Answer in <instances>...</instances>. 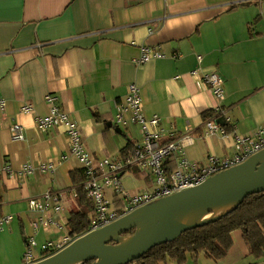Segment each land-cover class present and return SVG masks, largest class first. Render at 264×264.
I'll use <instances>...</instances> for the list:
<instances>
[{
	"label": "crops",
	"instance_id": "1",
	"mask_svg": "<svg viewBox=\"0 0 264 264\" xmlns=\"http://www.w3.org/2000/svg\"><path fill=\"white\" fill-rule=\"evenodd\" d=\"M141 45L164 56L137 63ZM194 70L221 75L222 99ZM130 83L139 88L145 116L158 114L166 131L177 136L187 132L183 150L189 160L203 164L210 156H230L234 132L264 128V0H0V98L6 100L0 111V217L12 215L0 230V264H23L30 237L39 259L42 242L67 235L73 209L65 213L68 206L87 207L76 195L84 178L78 180L82 171L70 155L64 127L36 128L33 116L49 112L45 94H53L55 104L77 122L94 158L124 157L141 138L137 124L119 132L113 124ZM23 105L33 111L26 115ZM218 106L227 134H205L204 114ZM13 123L22 126V140L11 139ZM47 161L56 164L54 170L22 178L1 170L5 164L16 170ZM125 176L149 184L136 166L125 168L121 179ZM47 192L57 199H41ZM34 197L45 211L29 208ZM55 205L60 213L53 212ZM47 214L57 224L35 230L33 220ZM234 236L246 252L240 232Z\"/></svg>",
	"mask_w": 264,
	"mask_h": 264
},
{
	"label": "built area",
	"instance_id": "2",
	"mask_svg": "<svg viewBox=\"0 0 264 264\" xmlns=\"http://www.w3.org/2000/svg\"><path fill=\"white\" fill-rule=\"evenodd\" d=\"M132 42L134 43V41ZM138 48L139 55L134 60L137 63H145L153 58L164 56L162 52L149 45H141ZM196 58L201 60V56ZM191 74L200 76L214 97L222 99L224 85L222 84V77L217 71L208 70L199 73L194 70L191 71ZM127 88L125 98L116 104L113 124L116 127L126 128L130 123H135L139 127L141 138L140 141L134 143L124 157L94 158L89 154L81 141L82 133L77 122L55 104L56 98L51 93H46L44 96V100L50 105L49 112L45 115L33 116L37 130L45 131L54 126L64 127L70 155L78 162L84 176L80 186L91 201V206H93V212L89 218V228L86 232L95 231L162 197L199 185L211 175L242 163L252 154L264 148V128H258L249 135H240L234 132V152L230 156H224V158L210 156L203 164L191 161L185 156L183 150L187 143L186 140H189L187 132L177 136L174 130L166 131L161 125L158 114L153 113L150 116H145L142 113L139 88L134 83H130ZM5 104L6 100L0 98V111L5 109ZM221 109L219 106L216 107L214 109L215 114L209 115L203 120L205 134L215 133L222 136L227 134L224 126L228 123L227 119L224 120V117L222 119L223 110ZM32 111L30 105L21 106V112L26 113V115ZM21 130L22 126L19 123H13L9 130L11 139L14 141L22 140L24 136ZM168 158L173 159V164H175L173 168L166 164ZM128 166H136L149 178L150 189L129 192L124 188L121 177ZM55 167L56 164L52 161L38 162L37 164L27 162L16 170H12L8 164H5L1 170L9 175L22 178L36 171H51ZM43 198L56 200L57 195L54 192H47L41 196V199ZM28 206L30 209L40 211H45L47 207L39 198L35 197L28 200ZM52 210L54 213H60L59 205L52 207ZM11 219L12 215L1 216L0 230ZM56 224V221L55 223L51 221V216L47 214L39 216L38 220H33L32 227L36 230L40 226L48 228ZM73 240L65 235L57 241L42 242L38 246L40 252L43 253L39 259L56 254ZM33 246H37V243L34 238L30 237L27 239L26 247L22 253L21 261L23 264H31L39 260L32 253Z\"/></svg>",
	"mask_w": 264,
	"mask_h": 264
},
{
	"label": "water",
	"instance_id": "3",
	"mask_svg": "<svg viewBox=\"0 0 264 264\" xmlns=\"http://www.w3.org/2000/svg\"><path fill=\"white\" fill-rule=\"evenodd\" d=\"M110 125L111 123H108V126ZM115 130L120 131L119 127ZM262 151L264 148L242 163L211 175L199 185L162 197L95 231L83 233L88 237L76 247L66 245L56 254L31 264H67L78 261L79 264L86 261H92L90 264H128L152 247L172 240L187 227L211 221L236 207L249 194L264 191V162L252 164V159ZM225 203L233 206L212 219L191 225H173V215L178 209L187 211ZM113 228H116L117 236H121L125 230L135 229L130 235L131 242L127 248L114 250L112 246L116 244H108L116 239L113 237L97 244L105 231Z\"/></svg>",
	"mask_w": 264,
	"mask_h": 264
},
{
	"label": "trees",
	"instance_id": "4",
	"mask_svg": "<svg viewBox=\"0 0 264 264\" xmlns=\"http://www.w3.org/2000/svg\"><path fill=\"white\" fill-rule=\"evenodd\" d=\"M213 114L215 111L212 110L205 112L204 116ZM166 162L171 168L175 166L171 158H168ZM71 177L74 181L73 171H71ZM81 178L84 176L82 177L79 173L78 180ZM76 195H79V199L86 201L87 207L72 209L68 214L66 233L71 240L85 234L90 220V210H88L90 202L81 186ZM133 230L135 229L125 230L121 236L131 235ZM235 232H240L241 239L247 245V255L253 257V261L249 264H255L258 260L264 259V191L249 194L236 207L211 221L187 227L172 240L152 247L138 259L129 263L166 264L168 260H171L182 264L186 261L187 254L193 258H196L198 254H203L204 257L219 260L228 255V251L232 249ZM115 243L114 240L108 242L109 245ZM91 262L86 261L83 264Z\"/></svg>",
	"mask_w": 264,
	"mask_h": 264
},
{
	"label": "bare ground",
	"instance_id": "5",
	"mask_svg": "<svg viewBox=\"0 0 264 264\" xmlns=\"http://www.w3.org/2000/svg\"><path fill=\"white\" fill-rule=\"evenodd\" d=\"M256 162H264V151H262L254 159H252V164ZM232 206H233L232 204L225 203V204H216L211 207H206V206H202L200 208L197 207V208H194L192 210H187V211L178 209L173 215V225L181 226V225H191V224L201 223V222L207 221L209 219H212L220 215V213L226 212ZM115 230L116 228L105 231V233L99 238L97 244H102L108 238L113 237V238H116L118 241L116 245L112 246L114 250H122V249L127 248L129 243L131 242L130 236H126V237L117 236ZM87 237L88 236L86 235L85 236L81 235L77 237L71 242L70 246H72V248L76 247L77 245L84 242V240ZM67 264H79V261L71 262Z\"/></svg>",
	"mask_w": 264,
	"mask_h": 264
},
{
	"label": "rangeland",
	"instance_id": "6",
	"mask_svg": "<svg viewBox=\"0 0 264 264\" xmlns=\"http://www.w3.org/2000/svg\"><path fill=\"white\" fill-rule=\"evenodd\" d=\"M124 130V129H123ZM123 179V183L125 186H127L128 189L133 190V192L137 189H150V185L147 183V181H144L142 178L135 177V180L131 181L127 176H125ZM69 208L66 209L65 213H68L70 209L76 208V203L73 202L71 206H68ZM130 236V235H126ZM124 236V237H126ZM234 239L238 241V238L234 236ZM114 241L117 243L118 241ZM234 242V245L230 251H228V255L225 257L219 259V260H214L211 258L204 257L203 254H198L196 258L191 257L189 254H187L186 261L182 264H249L251 261H253V257L250 255H247V252H243L244 248L239 247V241ZM115 243V244H116ZM71 244V243H69ZM68 244V245H69ZM243 248V250H242ZM128 264H134V263H128ZM166 264H179L176 261H167ZM255 264H264V261H257Z\"/></svg>",
	"mask_w": 264,
	"mask_h": 264
}]
</instances>
